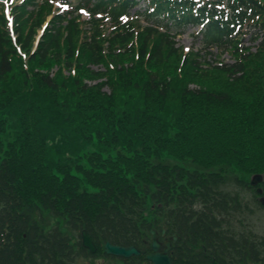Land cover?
I'll list each match as a JSON object with an SVG mask.
<instances>
[{
    "label": "trees",
    "instance_id": "trees-1",
    "mask_svg": "<svg viewBox=\"0 0 264 264\" xmlns=\"http://www.w3.org/2000/svg\"><path fill=\"white\" fill-rule=\"evenodd\" d=\"M54 1L13 3L16 39L0 2V146H10L0 148V264L108 258V242L151 253V232L164 229L179 237L174 264L257 263L262 243L234 231L244 210L225 190L229 168L242 161L244 174L264 173L257 165L264 159V0H148L132 20L135 0L67 2L32 53ZM82 7L90 31L77 14ZM140 18L151 26L142 31ZM189 25L201 27L203 49L185 54L173 33ZM247 27L263 32L255 52L244 46ZM212 48L232 62L214 60ZM123 58L135 61L113 74L89 68ZM178 58L177 74L160 67ZM52 64L59 69L45 73ZM219 77L236 91L215 88L220 81L214 92L189 87ZM239 146L246 148L233 151ZM105 148L112 152L104 160ZM45 212L71 234L87 233L98 252L82 239L76 248L59 226L46 229ZM118 260L152 264L144 255Z\"/></svg>",
    "mask_w": 264,
    "mask_h": 264
},
{
    "label": "rangeland",
    "instance_id": "rangeland-1",
    "mask_svg": "<svg viewBox=\"0 0 264 264\" xmlns=\"http://www.w3.org/2000/svg\"><path fill=\"white\" fill-rule=\"evenodd\" d=\"M3 1V0H1ZM16 2L20 3V1L22 0H15ZM71 2L74 3V0H70ZM142 2V0L140 1ZM2 3V2H1ZM143 3V2H142ZM76 5V4H75ZM59 9V7H57ZM88 16L86 14H83V20H88ZM51 18H48L47 21H49ZM46 21V22H47ZM141 24L144 26H146L147 24L145 22H141ZM110 32V30H109ZM107 31V33H109ZM193 29L192 28H189L187 29L185 32L182 33V35H180L178 37V45H180L181 47H184V49L188 52L190 48H192L194 45V35H193ZM43 31H41L39 33V35H42ZM38 46V41H35V43L33 44V47H32V52L36 49V47ZM65 52V51H64ZM214 54H217L216 52ZM20 55H24L23 57L25 59H27V54L26 53H21L20 52ZM135 59V58H134ZM127 60L126 58H123V59H119L118 60H113L115 61L113 64L114 66L111 67V64H104V65H101V66H89L87 65V67L89 66L90 69H94V71H102V72H108L109 74H113L114 72H117L118 68L122 67L123 66H130L129 63H131V61H135V60ZM137 59V58H136ZM182 58H178L176 60H173V59H169L168 61H165L164 64L163 62L160 63V67H164V68H167L170 70V73H173V74H177V72L175 73V71H177L176 67L179 66V64L181 63L182 60H180ZM225 59H227V57H225ZM80 63H84L86 64V62L84 60H79ZM59 69V65H56L55 64H52L50 66V68L46 69L45 70V73L46 72H56L57 70ZM61 70V68H60ZM66 70H63L64 73H66L67 75H70V72H65ZM102 80H106V78L104 77ZM102 80H94V79H91L92 82L94 83H98V82H102ZM90 81V82H91ZM220 81V86L221 87H215V88H221L222 89H228V91H230L231 93H233L234 91H236V85H233L230 84L231 82L226 78L224 77L223 79L221 77H219V79H214V81L212 83H209L207 81L205 82H202V83H195V84H190V83H187V82H182V87H186V85L188 86L189 84V87L191 86H197V85H201L203 87H206L208 89H210L211 91L214 92V90H216L215 88L212 87L213 83L217 84L218 82ZM252 85L251 86H255L253 84V82H250ZM234 87L235 89L231 88ZM212 87V88H211ZM246 87V86H245ZM232 89V90H231ZM253 89V88H252ZM255 89V92L257 94V87H254ZM104 90L105 91H109V89L107 87H104ZM231 93H228L231 95ZM237 95H235L236 97ZM264 113V112H262ZM256 118L263 121L261 118V114L260 113H257L254 115V126L255 127H259L257 121H256ZM236 133H238L235 129L232 131V134L235 135ZM242 138V137H241ZM254 138V137H252ZM256 142L259 141L260 137H257L256 136ZM237 141H238V138L237 137H234V140L232 139V141H230L231 143H234V144H237ZM256 145H254L252 148L254 149ZM0 148H2V152L4 153V151L6 149H10V146L8 144H5L4 146H0ZM246 147L245 146H239V147H235L233 148V151H239V150H244ZM106 151V152H105ZM105 154H106V157L104 158L105 159H109L108 156H109V153L112 152V149L111 148H105L104 150ZM113 152H117V150L113 151ZM165 155L167 158L171 159L170 157L167 156V154H163ZM261 159L259 158V163H257V165H259V168H264V159ZM171 161H175V162H180V160H178L176 157L172 158ZM243 162V161H242ZM242 162L239 163V167H237L236 165H233L229 168L228 170V173H227V176L229 177L228 181L226 182L227 183V189L225 190L226 192H230L231 194H237L239 199H240V203L242 205H244V211H242L240 214H237L236 218H234L236 220V222H234L233 225V228H234V231L237 233V235H242V238H241V241L243 240V238H247V239H256L257 242H260L262 243V246L260 247V250H261V259L255 263V264H264V173L262 172V174H259V173H255V174H252L251 176L248 174H244L243 172H241V170H239ZM252 165V164H251ZM256 176H263L261 178V182L258 184L260 186V188H256L255 186H252L253 188L252 189H246V187H236V185L232 184V183H235L234 181V178L235 177H238L239 179H242V180H246L249 184H251V181H253ZM27 177H23V180L25 181ZM258 186V187H259ZM30 188V187H29ZM258 191V195H257V192ZM263 193V194H262ZM150 205V210L152 209L153 207V204H149ZM149 211V210H148ZM150 213V212H149ZM44 218H45V227L46 229L50 230L52 228V226H59L63 231H65L68 235H70V237L73 239V245L75 244L76 245V248H77V244L80 243L81 241V237L80 235H78V233H72L70 232L69 228L66 227V224L64 221L52 216L50 213L48 212H45L44 213ZM76 264H124L122 260H118L117 258H113V257H103L102 255H99L98 257H95V258H92V257H89V258H84V257H79L77 258L76 260Z\"/></svg>",
    "mask_w": 264,
    "mask_h": 264
},
{
    "label": "water",
    "instance_id": "water-1",
    "mask_svg": "<svg viewBox=\"0 0 264 264\" xmlns=\"http://www.w3.org/2000/svg\"><path fill=\"white\" fill-rule=\"evenodd\" d=\"M260 178H257V181H259ZM255 182H253L254 184ZM165 234V231L163 235ZM153 241H152V254H147L145 256L146 259L151 261L153 264H172V259L170 258L168 252L171 250V242L165 241L160 242L157 233L153 230L152 232ZM177 235L173 237V241L176 242ZM83 239V246L87 249H89L92 253L97 252L96 246L93 242V240L85 233H83L82 236ZM105 253L107 255H113L116 257H124V258H131L132 256H142L143 252H141L137 247L131 246V247H124V246H116L112 244L111 242L107 243L104 246Z\"/></svg>",
    "mask_w": 264,
    "mask_h": 264
}]
</instances>
